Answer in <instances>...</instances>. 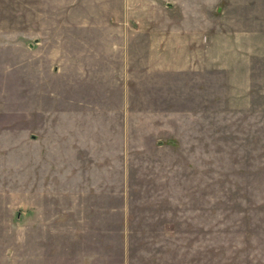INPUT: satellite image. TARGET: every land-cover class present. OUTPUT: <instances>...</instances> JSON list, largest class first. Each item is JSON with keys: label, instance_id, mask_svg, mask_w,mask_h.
<instances>
[{"label": "rangeland", "instance_id": "1", "mask_svg": "<svg viewBox=\"0 0 264 264\" xmlns=\"http://www.w3.org/2000/svg\"><path fill=\"white\" fill-rule=\"evenodd\" d=\"M41 1L0 0V264H264V0H74L65 34Z\"/></svg>", "mask_w": 264, "mask_h": 264}, {"label": "crops", "instance_id": "2", "mask_svg": "<svg viewBox=\"0 0 264 264\" xmlns=\"http://www.w3.org/2000/svg\"><path fill=\"white\" fill-rule=\"evenodd\" d=\"M63 1L64 0H42L38 5H39V7L41 6L42 8H40V9H37V6H36V12L38 13V14H42V15H45V14H59V15H62V14H66L65 16H63V19H62V34H65V33H63V31H68L69 29H68V27H65V24H63V22H66V21H68V20H70V19H74V20H77L76 19V16H75V12L76 11H74V8L76 7L75 5H76V3L74 4V0H69L70 2H67V0H66V2H64L63 3ZM77 1H80V0H77ZM103 1V5H105V3H104V0H102ZM107 1V2H106ZM127 1H131V0H105V2H106V4H111V3H113L114 4V2H116V3H119V4H121V5H124V3L125 2H127ZM95 4H97L98 6H100V0H96V2H95ZM102 8V7H101ZM72 11L73 13H72V15H73V17L72 18H70V16H68V14L69 13H66V11ZM64 11H65V13H64ZM59 17V16H58ZM57 17V20H59V18ZM113 17L114 16H109V18L107 19L108 21H110V19H112L113 20ZM37 19H41V20H43L44 18L43 17H41L40 15H38L37 16ZM109 25V24H108ZM110 25H112V22H110ZM116 26V25H115ZM115 26H114V28H115ZM76 27H78V25L76 26ZM84 27V26H83ZM120 29V27H116V29ZM93 29V31H91V32H97V34H98V36H105L108 32H109V30L111 29H103L102 27H100V28H92ZM122 30V29H121ZM71 32V31H70ZM73 32H76V30H73L72 31V33ZM68 33V32H67ZM66 33V34H67ZM96 34V35H97ZM98 46V47H97ZM97 46H95V48L93 49L94 51L96 50V56H91V64H93V58L95 57L96 59L99 57V56H101V57H108V58H113V54H114V51H115V48H114V46L112 45V44H104L103 43V45L102 44H98ZM93 52V51H92ZM78 61H79V59H78ZM87 62H88V60H87ZM79 64V63H78ZM78 66V65H77ZM83 66V65H82ZM85 71H83L82 73H84ZM103 77L106 75V78L107 77H109L110 78V75H114V74H111L110 72H107V70H106V72L103 70ZM105 78V79H106ZM104 79V80H105ZM91 81H92V84H93V79H90ZM83 83V81H79L78 82V84H82ZM82 90V89H81ZM85 90V89H84ZM83 90V91H84ZM79 91H77V93H75V94H79L78 93ZM82 92V91H81Z\"/></svg>", "mask_w": 264, "mask_h": 264}]
</instances>
